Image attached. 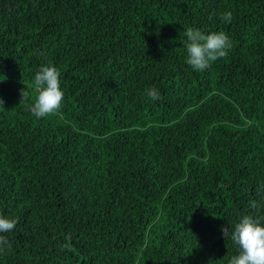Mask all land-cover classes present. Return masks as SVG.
<instances>
[{"label":"trees","instance_id":"obj_1","mask_svg":"<svg viewBox=\"0 0 264 264\" xmlns=\"http://www.w3.org/2000/svg\"><path fill=\"white\" fill-rule=\"evenodd\" d=\"M189 29L232 48L193 70ZM0 79V264H227L222 228L264 219V0H0Z\"/></svg>","mask_w":264,"mask_h":264},{"label":"clouds","instance_id":"obj_2","mask_svg":"<svg viewBox=\"0 0 264 264\" xmlns=\"http://www.w3.org/2000/svg\"><path fill=\"white\" fill-rule=\"evenodd\" d=\"M232 15L231 11L226 10L221 14V19L230 23ZM185 36L188 40L187 63L193 70H206L212 62L227 55L232 48L230 37L222 31L204 34L199 30L189 29ZM59 77V70L52 64L42 65L35 72L32 83L36 97L28 105V110L37 119L54 114L61 108L64 91ZM147 96L156 101L161 98V92L151 87ZM256 193L259 199L251 201V206L254 209H264V183L256 187ZM17 223V219L0 214V252L10 248L4 234L13 231ZM222 233L235 246V254L228 259L227 264H264V219L245 214L239 217L230 231L227 227L222 228Z\"/></svg>","mask_w":264,"mask_h":264}]
</instances>
